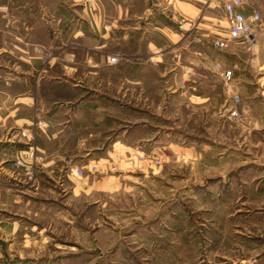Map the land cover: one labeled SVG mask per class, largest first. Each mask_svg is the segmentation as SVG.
<instances>
[{
    "label": "rangeland",
    "instance_id": "obj_1",
    "mask_svg": "<svg viewBox=\"0 0 264 264\" xmlns=\"http://www.w3.org/2000/svg\"><path fill=\"white\" fill-rule=\"evenodd\" d=\"M215 1L213 18L198 19L207 24L191 35L185 51L203 64H188L192 75L172 82L166 98L170 127L166 122L148 130L150 140L134 144L133 162L123 153L107 166L60 162L62 172L45 177L47 166L33 138L26 128L12 129L27 153L21 156L13 146L10 215L26 221L21 227L36 251L6 258L7 264H264V0H247L245 11L257 8L262 16L254 38L221 48L213 41L226 35L227 21ZM98 5L99 0H0V74L17 65L27 69L20 58L38 54L37 42H67L65 26L70 42L72 29L84 27L98 41ZM56 7L73 11L57 19ZM83 41V35L74 39L77 57L103 53L98 47L87 52ZM115 49L109 44L107 57ZM164 53L157 73L179 58L171 48ZM44 54L52 55L51 47ZM224 69L232 70L231 80ZM65 170L74 173L68 177ZM97 179L110 187H96Z\"/></svg>",
    "mask_w": 264,
    "mask_h": 264
},
{
    "label": "crops",
    "instance_id": "obj_2",
    "mask_svg": "<svg viewBox=\"0 0 264 264\" xmlns=\"http://www.w3.org/2000/svg\"><path fill=\"white\" fill-rule=\"evenodd\" d=\"M216 2L139 0L138 4V0H99V24L95 28L98 41L92 42L91 34L86 32L89 27H84L78 31L71 28L70 42V26H65L63 32L69 40L63 46L54 40L37 42L38 54L20 58V63H27V69L17 70L15 63L14 69L0 74L4 82V98L0 96V264H7L6 258L36 251L27 230L21 227L26 221L10 215L13 146L17 145L21 156L27 153L24 140L17 139L12 129L26 128V135L33 138L38 153L43 155L42 164L47 166L41 174L45 177L61 173L57 168L60 162L107 166L119 153L133 162L137 152L134 144L149 141L148 130L165 128L166 122L170 127V102L166 98L172 95V82L192 75L188 64H203L202 57L188 58L185 51L191 35L202 32L203 24H207L198 19L213 18ZM247 3L245 0L241 7L244 12ZM57 9L53 8L57 19L73 11ZM79 35L85 39L87 52L98 47L103 53L77 57L74 39ZM109 44H114V53L121 55L117 63L107 61ZM60 45L66 49L62 56ZM50 47L52 55L44 54ZM168 48L179 52V58H173L170 67L157 73L156 66L165 63ZM125 137H135L136 141ZM64 173L70 177L74 171ZM93 184L110 187L103 179Z\"/></svg>",
    "mask_w": 264,
    "mask_h": 264
},
{
    "label": "built area",
    "instance_id": "obj_3",
    "mask_svg": "<svg viewBox=\"0 0 264 264\" xmlns=\"http://www.w3.org/2000/svg\"><path fill=\"white\" fill-rule=\"evenodd\" d=\"M227 21L226 35L213 41L215 47H224L230 40H250L253 39L262 20L261 12L253 9L251 12H244L241 7L245 4V0H219ZM198 42L199 38H194ZM120 55L111 54L107 57L109 63H117ZM223 76L226 81L233 77L231 69H224ZM25 134V132H24ZM82 168H77L75 173L81 175Z\"/></svg>",
    "mask_w": 264,
    "mask_h": 264
}]
</instances>
